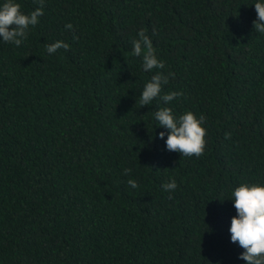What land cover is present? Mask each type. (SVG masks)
Wrapping results in <instances>:
<instances>
[{
  "label": "trees",
  "instance_id": "1",
  "mask_svg": "<svg viewBox=\"0 0 264 264\" xmlns=\"http://www.w3.org/2000/svg\"><path fill=\"white\" fill-rule=\"evenodd\" d=\"M255 2L44 0L19 47L0 37V264H246L229 229L232 190L264 185ZM141 29L164 69L133 55ZM157 71L183 95L142 107ZM160 107L206 118L203 155L168 151Z\"/></svg>",
  "mask_w": 264,
  "mask_h": 264
},
{
  "label": "clouds",
  "instance_id": "2",
  "mask_svg": "<svg viewBox=\"0 0 264 264\" xmlns=\"http://www.w3.org/2000/svg\"><path fill=\"white\" fill-rule=\"evenodd\" d=\"M39 7L30 13H24L21 5L16 0H6L0 6V37L2 42L12 43L19 47L27 38L30 28L39 23V18L44 14V0H37ZM257 19L253 21V28L256 33L264 34V0H257L254 4ZM68 30L73 25H65ZM153 34L155 29H153ZM74 39L79 37L74 36ZM133 55L142 57V68L145 72L154 69H164L165 63L158 58L152 40L146 34L145 29L138 33V39L132 41ZM69 45L63 41H56L46 44L47 53L55 54L57 50H69ZM169 76L174 79L173 73L164 75L157 71L152 75L150 81L146 82L139 103L142 107L151 104L157 98L164 104H170L174 99L183 95L182 92H168L163 95V86L168 84ZM154 118L159 127L168 130L167 149L170 152H177L181 157H199L203 155L206 146L205 137L207 129L203 127L206 118L203 115L197 117L192 111H186L176 116L170 107H160L154 112ZM164 132L159 133L163 139ZM226 134L225 138H229ZM130 168L124 169V174L129 175ZM127 184L135 189L139 187L136 180L129 179ZM165 191L172 192L177 188L175 179H170L162 184ZM233 207L236 209V216L231 219V242L237 243L244 252L239 259L246 261V264H264V185L241 183L231 192ZM169 199H172L169 196ZM210 231V230H209Z\"/></svg>",
  "mask_w": 264,
  "mask_h": 264
}]
</instances>
